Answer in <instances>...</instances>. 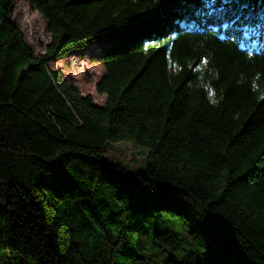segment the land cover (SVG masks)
I'll return each instance as SVG.
<instances>
[{
    "label": "trees",
    "instance_id": "1",
    "mask_svg": "<svg viewBox=\"0 0 264 264\" xmlns=\"http://www.w3.org/2000/svg\"><path fill=\"white\" fill-rule=\"evenodd\" d=\"M17 1L0 0V264H264V0L207 20L202 0H26L40 54ZM86 51L102 104L52 67ZM119 140L143 168L110 157Z\"/></svg>",
    "mask_w": 264,
    "mask_h": 264
},
{
    "label": "rangeland",
    "instance_id": "2",
    "mask_svg": "<svg viewBox=\"0 0 264 264\" xmlns=\"http://www.w3.org/2000/svg\"><path fill=\"white\" fill-rule=\"evenodd\" d=\"M12 19L23 30L27 43L36 54L43 53V45L49 40L45 32L44 18L37 11L32 10L26 0H18ZM86 53L87 51L83 57L71 54L64 60L54 62L52 67L59 69L67 82L75 80L74 86L80 92L91 94L96 103L102 104L105 98L96 93L95 84L103 76L104 67L97 63H90ZM108 151L112 159L125 164L131 170L143 168L148 155L145 147L131 140L110 142Z\"/></svg>",
    "mask_w": 264,
    "mask_h": 264
},
{
    "label": "snow or ice",
    "instance_id": "3",
    "mask_svg": "<svg viewBox=\"0 0 264 264\" xmlns=\"http://www.w3.org/2000/svg\"><path fill=\"white\" fill-rule=\"evenodd\" d=\"M198 0H170V3L172 4H194L197 3ZM203 4L205 5V7L203 9H198L197 10V15H201L205 18V20H207L209 17H212L218 13H224L225 12V8L223 6L217 8L215 7V3L216 0H202ZM240 0H224L225 4L228 3H232V4H236L239 3ZM170 35V31L166 32L163 36H159L156 37L155 39L158 41H162L161 43V48L162 49H166V45L168 43L166 37ZM206 62V61H205ZM195 63H200V60L197 59V61ZM195 65H193L194 67ZM49 179L52 181L53 186H55L57 180L59 179V176L57 174H53L52 176L49 177Z\"/></svg>",
    "mask_w": 264,
    "mask_h": 264
}]
</instances>
